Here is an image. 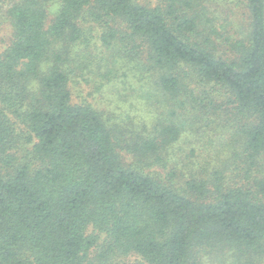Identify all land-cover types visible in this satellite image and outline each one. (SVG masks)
<instances>
[{
	"label": "trees",
	"instance_id": "1",
	"mask_svg": "<svg viewBox=\"0 0 264 264\" xmlns=\"http://www.w3.org/2000/svg\"><path fill=\"white\" fill-rule=\"evenodd\" d=\"M0 264H264V0H0Z\"/></svg>",
	"mask_w": 264,
	"mask_h": 264
},
{
	"label": "rangeland",
	"instance_id": "2",
	"mask_svg": "<svg viewBox=\"0 0 264 264\" xmlns=\"http://www.w3.org/2000/svg\"><path fill=\"white\" fill-rule=\"evenodd\" d=\"M123 58L119 57L117 60L116 69L118 68L120 72L119 78L115 81L108 83L104 79L86 73L85 78L80 77L78 82L73 84V93L79 95L80 99H88L106 120L120 127L126 128L133 123L141 126L149 125L154 119L158 105L147 102L144 98L142 94L144 87L139 82L141 81L139 73L130 61ZM187 135H183L181 141L190 147H196L199 155L193 159L195 162L193 165H195L194 171H198V166L205 162L202 151L210 147L202 142L200 144L197 139L194 142L191 140L190 143L188 140L190 136ZM191 138H195L194 134ZM199 145L203 149L198 148ZM174 155L179 156V153ZM193 165L190 162L189 166L193 167Z\"/></svg>",
	"mask_w": 264,
	"mask_h": 264
}]
</instances>
